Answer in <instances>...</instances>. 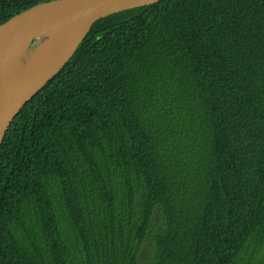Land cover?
Instances as JSON below:
<instances>
[{"label":"trees","instance_id":"1","mask_svg":"<svg viewBox=\"0 0 264 264\" xmlns=\"http://www.w3.org/2000/svg\"><path fill=\"white\" fill-rule=\"evenodd\" d=\"M0 264H264V0L97 20L0 146Z\"/></svg>","mask_w":264,"mask_h":264},{"label":"water","instance_id":"2","mask_svg":"<svg viewBox=\"0 0 264 264\" xmlns=\"http://www.w3.org/2000/svg\"><path fill=\"white\" fill-rule=\"evenodd\" d=\"M158 1L50 0L0 24V67L19 40L37 42L33 57L0 108V146L23 106L71 59L97 20Z\"/></svg>","mask_w":264,"mask_h":264},{"label":"bare ground","instance_id":"3","mask_svg":"<svg viewBox=\"0 0 264 264\" xmlns=\"http://www.w3.org/2000/svg\"><path fill=\"white\" fill-rule=\"evenodd\" d=\"M34 53V48L28 41L19 40L0 67V108L12 87L19 81L21 73L30 62Z\"/></svg>","mask_w":264,"mask_h":264},{"label":"rangeland","instance_id":"4","mask_svg":"<svg viewBox=\"0 0 264 264\" xmlns=\"http://www.w3.org/2000/svg\"><path fill=\"white\" fill-rule=\"evenodd\" d=\"M37 42H31V46L34 48L36 46Z\"/></svg>","mask_w":264,"mask_h":264}]
</instances>
